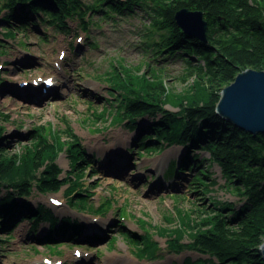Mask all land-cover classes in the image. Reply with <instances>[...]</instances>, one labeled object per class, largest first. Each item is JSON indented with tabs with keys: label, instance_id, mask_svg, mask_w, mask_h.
Segmentation results:
<instances>
[{
	"label": "rangeland",
	"instance_id": "374dc122",
	"mask_svg": "<svg viewBox=\"0 0 264 264\" xmlns=\"http://www.w3.org/2000/svg\"><path fill=\"white\" fill-rule=\"evenodd\" d=\"M2 14L4 11H0V18ZM99 17L93 15L92 19ZM64 20L67 31L46 22L28 25L31 28L16 29L14 36L0 46V147L7 153L20 151L29 141L31 130L48 127L64 143L55 159L60 176L74 178L75 173L70 172V151L65 150L70 140L65 132L70 130L78 137L86 156L92 158L91 169L84 170L75 186L83 207L69 205L63 194L68 183L57 192L42 194L35 190L30 197H23L33 207L50 208L52 219L44 213L31 219L19 217L18 223L0 230V264H107L112 259L121 264H185L188 258L207 259L208 255L194 249L171 251L166 237L156 235V230L175 226L178 209L189 212L195 220L202 215L203 208L216 211L218 205L214 202L241 205L239 197L227 187L220 165L210 163V152L196 146L168 145L151 138L149 144L160 149L146 151L140 147V139L151 135L149 127L159 117H140L130 128L132 124L127 125L126 121L112 124L108 112L99 115L105 108L111 110V103L117 101L111 93L118 95L104 73L112 72L119 61L137 72L145 71L146 63L161 68L160 76L170 95L166 108L170 110H177L173 96L190 91L193 77L181 79L184 69L180 59H163L162 55L153 59L151 53L144 54L141 36L149 19L142 11L100 20L98 26L91 24L85 31L80 20ZM2 25L5 23L0 22V31L4 32ZM47 77L54 78L53 89L57 93L35 97L44 86H39V79ZM22 81L27 85L18 87L17 83ZM115 146L121 159L127 158L125 163L107 155L115 151ZM188 157H197L198 162L180 169L183 159ZM173 161L176 169L169 175ZM84 164L88 163L80 166ZM202 169L208 170L206 190L198 184L191 185ZM192 186L198 190L193 191ZM77 200L74 197L73 204ZM52 201L61 206H53ZM92 218L98 226L91 229L84 219ZM69 220L79 225L66 226L60 232L63 234L52 230V225H67ZM118 224L138 236L144 235L145 229L150 231L158 243V256L138 258L135 246L121 235ZM51 235L56 237L50 238Z\"/></svg>",
	"mask_w": 264,
	"mask_h": 264
},
{
	"label": "trees",
	"instance_id": "16d2710c",
	"mask_svg": "<svg viewBox=\"0 0 264 264\" xmlns=\"http://www.w3.org/2000/svg\"><path fill=\"white\" fill-rule=\"evenodd\" d=\"M182 7L203 12L207 43L188 35L176 24L174 14ZM0 11H4L0 22L5 23L1 26L4 32L0 31V46L14 36L16 29L42 22L67 31L64 19L73 17L80 20L85 31L89 25L98 26L100 20L114 16L127 17L138 11L147 15L149 21L141 36L144 54L151 53L153 59L161 55L163 59H180L184 69L181 79L193 77L190 91L173 96L177 110L167 109L170 95L160 76L162 69L146 63V70L137 72L119 61L112 72L104 73L118 95L111 93L117 101L111 103V110L105 108L99 115L108 112L112 124L126 121L127 125L132 124L130 128L140 117H159L149 127L151 135L141 138L138 145L146 151L160 149L149 144L155 138L168 145L180 143L209 151V162L220 165L230 192L242 201L239 207L231 202H214L218 205L216 211L203 208L202 215L195 220L189 212L178 209L175 226L156 230V235L166 237L171 251L194 249L208 255L207 259L196 261L188 258L185 264L263 263L258 247L264 240V132L253 135L239 129L219 117L215 107L221 89L240 71L264 69V0H0ZM93 15L100 17L94 21ZM54 133L48 127L38 126L29 132L30 139L20 151L7 153L0 147V230L9 229L17 219H31L43 213L52 219L50 208L33 207L22 199L35 190L42 194L57 192L68 183L63 194L69 205L83 207L75 186L84 170L92 167V158L86 156L78 137L70 130L65 132L70 137L65 145V150L70 151V172L75 175L61 177L55 159L64 143ZM1 138L2 127L0 142ZM196 160L197 157L183 159L182 166L196 164ZM84 162L88 164L80 166ZM175 169L173 161L169 175ZM207 172L199 170L191 185L198 184L206 190ZM192 190L198 188L192 186ZM74 197L78 198L75 204ZM118 211L123 212L121 208ZM74 223L79 225L69 220L67 225H52V230L60 233ZM118 228L135 246L138 258L158 256V243L150 231L145 229L144 235L138 236L124 230L122 224Z\"/></svg>",
	"mask_w": 264,
	"mask_h": 264
},
{
	"label": "water",
	"instance_id": "95a60500",
	"mask_svg": "<svg viewBox=\"0 0 264 264\" xmlns=\"http://www.w3.org/2000/svg\"><path fill=\"white\" fill-rule=\"evenodd\" d=\"M174 20L188 35L208 42L207 22L201 10L182 7L176 10ZM215 110L219 116L245 132L253 135L263 133L264 69L246 68L240 71L234 80L220 91ZM258 250L264 264V240Z\"/></svg>",
	"mask_w": 264,
	"mask_h": 264
},
{
	"label": "bare ground",
	"instance_id": "6f19581e",
	"mask_svg": "<svg viewBox=\"0 0 264 264\" xmlns=\"http://www.w3.org/2000/svg\"><path fill=\"white\" fill-rule=\"evenodd\" d=\"M40 87L42 86V85H39ZM40 87H37V88H40ZM55 86L53 85V86H49V87H43L39 92H37L36 93V95H34L35 97H40V96H44V95H49V94H56L57 93V89L55 88V89H53ZM53 89V90H52ZM120 146V145H119ZM116 147V149H115V151H109V152H107V155H110L111 157V159H116V161L117 162H119V163H125V161L127 160V158L126 157H124L125 159H121L122 157L120 156V154H117V152L119 151V150H117V147L118 146H115ZM111 149V148H110ZM109 149V150H110ZM123 154H125L124 152H122ZM117 154V155H116ZM127 155V154H126ZM107 160V159H106ZM182 166V165H181ZM144 172V171H143ZM142 173V172H141ZM176 185V184H175ZM176 186H178V185H176ZM53 206H55V207H58V206H61V204H53ZM91 214V213H90ZM17 220H19V219H17ZM86 222H87V224L89 225V228H95V227H97L98 225H97V221H96V219H94V218H92V219H84ZM82 222H83V220H82ZM16 223H18V222H16ZM84 223V222H83ZM17 225V224H16ZM41 264H44V263H41ZM106 264V263H105ZM107 264H121L120 263V261H118V262H116V260H113L112 259V261H109Z\"/></svg>",
	"mask_w": 264,
	"mask_h": 264
}]
</instances>
